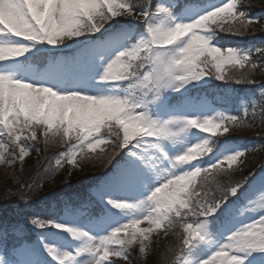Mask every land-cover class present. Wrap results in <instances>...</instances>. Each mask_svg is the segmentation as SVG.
Returning a JSON list of instances; mask_svg holds the SVG:
<instances>
[{"label": "snow or ice", "instance_id": "obj_1", "mask_svg": "<svg viewBox=\"0 0 264 264\" xmlns=\"http://www.w3.org/2000/svg\"><path fill=\"white\" fill-rule=\"evenodd\" d=\"M254 22L241 0H0V166L23 164L40 136L70 144L57 167L78 166L105 144L123 152L92 200L53 201L50 216L25 217L48 230L35 241L13 225L20 243L0 264L128 261L132 247L147 255L153 233L178 226L173 264H264V176L258 186L217 179L247 148L215 138L249 126L248 109L244 118L215 113L194 94L211 78L255 83L264 65L253 52L264 56V47L218 41ZM252 204L258 211L243 220ZM8 235L5 227L0 240Z\"/></svg>", "mask_w": 264, "mask_h": 264}, {"label": "trees", "instance_id": "obj_2", "mask_svg": "<svg viewBox=\"0 0 264 264\" xmlns=\"http://www.w3.org/2000/svg\"><path fill=\"white\" fill-rule=\"evenodd\" d=\"M137 2L143 3L144 0H137ZM241 6L247 9L249 17L254 18L255 22L242 36L220 33L219 43L245 49L263 47L261 38H264V15H262L264 0H241ZM257 14L259 17L256 16ZM127 22L130 24L141 23V21L131 18H127ZM64 52H71V50L65 49ZM253 59L258 64L264 65V56L255 51ZM232 74L238 75L239 73L232 70ZM251 78L255 81L254 84H237L233 80L226 84H230L233 89L239 92H250V95H254L257 90L264 88V68L258 67ZM215 83L218 85L217 82ZM253 104L250 101L246 118L249 126L233 128L226 135L233 141L245 143L247 152L241 163L233 168L234 170L217 177L224 185L245 179L250 184L253 178L262 171L264 165V113H262L264 100L260 105H255V115H253ZM103 134L108 135L107 132ZM111 138L116 139L114 136ZM31 143L33 144L31 155L23 164L17 162L0 166V226L7 222L24 223L28 229L27 240L35 237L34 231L36 230L25 219L30 215V212L34 211L39 217L46 218L52 214L50 205L53 201L56 202L57 207H62L65 200L77 204L92 200L90 189L111 171L113 165L123 156V152L113 151L114 145L105 144L100 150L90 154L89 158H80L76 169H70L68 163H63L62 167L56 165L58 154L65 153L70 144L55 141L45 145L42 136L38 141ZM71 143L74 144L75 140ZM249 143H252V148ZM208 188L217 197L220 196V193L216 191L215 183H210ZM29 204L32 205L31 209L27 208ZM7 225L11 226V223ZM8 230L10 231V228ZM181 239L182 229L179 226L167 235L162 231L153 241L147 255L139 253V249L135 246L130 249L129 260L119 264H173L175 250L180 246ZM3 243L5 246L11 245L8 249H12V247L18 246L20 241L9 233L7 241H3Z\"/></svg>", "mask_w": 264, "mask_h": 264}, {"label": "rangeland", "instance_id": "obj_3", "mask_svg": "<svg viewBox=\"0 0 264 264\" xmlns=\"http://www.w3.org/2000/svg\"><path fill=\"white\" fill-rule=\"evenodd\" d=\"M215 2L216 3H222L223 0H215ZM258 15L259 14H257L256 16L259 17ZM262 15H264L263 12H262ZM257 39H255V40H257ZM261 39H263V47H264V38H261ZM67 50H70V49H67ZM61 55L65 56L64 53H62ZM228 81H230V80H228ZM228 81H217L214 78H211L208 80L207 84H203V82H201L202 86L197 87L194 90V94L199 95L211 108L215 109V113L225 112V113H230V114H239L241 117H244V109L249 107L250 101H252L257 106V105H260V103H262V101L264 100V95H261V93L264 92V88L257 90L254 93V95H250V92H247V97L249 98L248 99L245 95L241 96V94H238V91L233 89L230 84H226V82H228ZM215 82H217L218 85ZM230 83H231V81H230ZM259 85H261V84H259ZM259 88H261V87H259ZM227 134H225L223 136H218L215 139L220 141V142L233 141V140H231V138L226 137ZM233 142L236 143L237 145L243 147V148H247V145L243 142H240V141H237V142L233 141ZM249 145L251 146L250 148H252V143H249ZM102 147H103V145H101L97 149V151L100 150ZM30 155H31V153H30ZM29 156H27L25 158V160L27 158H29ZM202 159L206 160V159H210V157H205ZM242 159H243V157L241 158V161H242ZM241 161H238L237 164L233 165V168L238 166L241 163ZM196 163H199V161H197ZM224 167H227V165L225 164ZM70 169H76V166L74 167V166L70 165ZM262 171H261L262 173L259 172V174L253 178V181L251 183H255V184H257V186L259 185L260 178L262 176H264V165H263ZM103 178H104V176L99 180L102 181ZM256 199H257V203H258L259 197H257ZM72 204L80 205V203L77 204L74 202ZM257 211L258 210L256 209L255 204L247 206L241 213L243 220H251L253 215H255ZM243 220L238 221V223H242ZM8 223H11V226H8L7 225ZM2 225H5V226H2ZM13 225H15V223H13V222H7L5 224H1L2 227L0 226V231H2L5 227H7V228H10L9 233L12 234L11 228ZM147 226H148L147 224L141 225L142 228L147 227ZM42 231H48V230L47 229L41 230V229L36 228V230L34 231V233H35L34 240L30 239V238L28 240L29 241H35L37 238V234L42 232ZM161 233H162V231H158V232L152 234V236H151L152 243L155 240V238H157ZM28 237H29V235H27L25 237V239ZM152 243H151V246H152ZM151 246H150V248H151ZM8 247H11V245L5 246L3 243V240H0V254L10 255L12 252V249L14 247H12V249H8ZM136 247L139 249L138 245ZM123 261H125V260L121 259V258L113 257L111 259V261L109 262V264H119ZM53 264H55V262H53Z\"/></svg>", "mask_w": 264, "mask_h": 264}]
</instances>
